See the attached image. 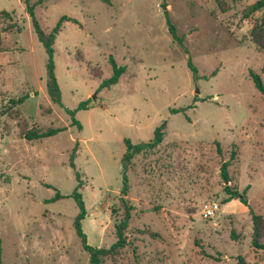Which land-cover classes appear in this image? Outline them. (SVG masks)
Here are the masks:
<instances>
[{"label":"rangeland","instance_id":"rangeland-1","mask_svg":"<svg viewBox=\"0 0 264 264\" xmlns=\"http://www.w3.org/2000/svg\"><path fill=\"white\" fill-rule=\"evenodd\" d=\"M257 1L49 0L36 6L46 32L62 17L76 21L63 24L55 43L59 106L47 94L48 57L25 0H0V264H90L74 226L76 201L51 202L57 193L72 196L79 183L88 245L109 249L124 215L125 140L149 142L165 122L163 144L137 155L129 168L128 245L103 264H237L239 256L264 264V251L251 244L249 208L238 200L225 204L221 177L236 149L231 185L240 192L249 187L250 207L264 217V96L249 76L250 70L261 74L264 64L253 33L264 11L242 18ZM166 12L182 46L168 30ZM111 58L126 72L102 89L114 73ZM26 94L12 109L10 101ZM89 100L76 113L78 130L65 110ZM32 128L66 130L21 139L20 130Z\"/></svg>","mask_w":264,"mask_h":264},{"label":"trees","instance_id":"trees-1","mask_svg":"<svg viewBox=\"0 0 264 264\" xmlns=\"http://www.w3.org/2000/svg\"><path fill=\"white\" fill-rule=\"evenodd\" d=\"M49 0H38L36 3H32L31 0H25L26 5V11L29 15V18L31 20V24L33 27V31L36 34L39 42L44 47V50L46 52V55L48 57L46 70H47V94L50 99V101L55 105H62L61 102V90L60 86L57 81L56 73H55V63H54V55H55V43L58 35L62 31L63 24L65 22H76L73 19H70L68 17H62L58 24L52 29L51 32H46L42 29L39 20L36 17V6L43 5L44 3L48 2ZM104 3L110 5V0H101ZM259 11H264V0H258L256 3L251 5L243 14V19H249L251 16H253L255 13ZM2 15L6 16L7 18H11V15L8 12L1 13ZM166 22L168 26V30L170 34L172 35L174 41L180 43L182 46L183 44V38H181L178 35L177 28L173 24L171 17L169 15V12H166ZM264 15L261 23V27L258 29L257 26L253 28L254 36H256L257 43L261 49L264 50ZM14 29V25H10L7 27V30ZM257 30H259V34L257 35ZM17 31L20 33L21 29L18 28ZM256 34V35H255ZM2 49V38L0 33V50ZM110 62L113 66V76L109 79L104 80L102 84V89H110L113 86H116L119 82L121 77L125 74L126 69L124 67H120L117 65L115 60L113 58L110 59ZM188 67L193 73L194 81L196 82L198 80V70L195 67V65L192 62V59H189ZM215 75V73L213 74ZM262 75H264V64L261 69V74L250 70L249 76L252 79L254 86L256 90L264 96V79L262 78ZM29 98V95H23L19 99H12L10 101V105L12 109L23 105L26 100ZM205 101V100H203ZM90 105V100L87 102L81 103L76 110H68L66 109V113L71 118V126L77 127L78 130L82 129L81 124L79 121L76 120V113L80 110H87ZM185 110H172V113H179L184 112ZM166 127L167 123H163L160 127H158L154 131L153 139L149 142H143L139 144L132 143L131 140L127 139L125 140L126 145V153L124 154L122 158V178H123V185L121 189V207L124 211L123 219L120 223L115 225L116 229V236L117 241L109 248H94L90 245H88L87 242V236L83 232L82 229V221L85 220L87 216L86 206L85 202L83 200V196L81 193H79L80 183L78 187L76 188L75 192L72 196H63L60 193H57L55 198L51 200V202L58 201L64 198H73L76 203L77 207L79 209V214L75 220V230L77 233V236L79 237L83 250L86 251L90 256V264H103L104 260L110 256H113L117 254L121 249L126 247L128 245L127 237H126V231L129 227V222L131 220V214L133 211V207L129 205L128 200L126 197L129 195V189H130V180L128 176L129 168L131 165L132 160L140 154H146L153 152L155 149L160 147L165 139L166 136ZM66 128H49L47 130H38L35 128L32 129H21L20 135L21 139L27 141V142H34L39 141L45 138L53 137L63 131H65ZM217 147V152L220 156L223 155V149L220 146L219 142L215 143ZM76 151L73 152L71 156V167L74 169L75 165L73 163V159L75 158ZM238 151L236 149H233L230 153V158L228 161H225L221 166V177L223 179L224 184L226 186L224 187V192L227 195V198L225 199V204L230 203L232 201L238 200L241 204H243L245 207L249 208L251 217H252V223H253V235H252V247L255 250H262L264 251V217L258 214H255L254 211L251 209L248 197H247V191L249 190V187L245 189L243 192H240L238 189H234L232 184V177L230 176L229 168L231 167L232 163L237 159ZM78 176V175H77ZM234 239H237L236 236L233 237ZM237 264H248L245 259L242 256H239L237 258Z\"/></svg>","mask_w":264,"mask_h":264},{"label":"water","instance_id":"water-1","mask_svg":"<svg viewBox=\"0 0 264 264\" xmlns=\"http://www.w3.org/2000/svg\"><path fill=\"white\" fill-rule=\"evenodd\" d=\"M166 9V8H165Z\"/></svg>","mask_w":264,"mask_h":264}]
</instances>
